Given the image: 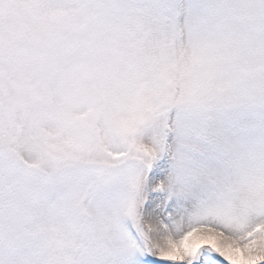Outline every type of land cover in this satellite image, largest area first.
<instances>
[{"label":"snow or ice","instance_id":"obj_1","mask_svg":"<svg viewBox=\"0 0 264 264\" xmlns=\"http://www.w3.org/2000/svg\"><path fill=\"white\" fill-rule=\"evenodd\" d=\"M0 264H264V0H0Z\"/></svg>","mask_w":264,"mask_h":264}]
</instances>
